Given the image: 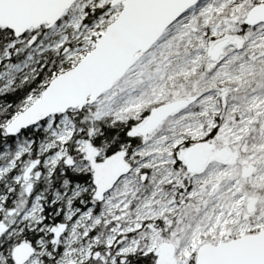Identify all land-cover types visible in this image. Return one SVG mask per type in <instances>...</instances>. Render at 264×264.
Returning a JSON list of instances; mask_svg holds the SVG:
<instances>
[{
  "label": "snow or ice",
  "instance_id": "snow-or-ice-1",
  "mask_svg": "<svg viewBox=\"0 0 264 264\" xmlns=\"http://www.w3.org/2000/svg\"><path fill=\"white\" fill-rule=\"evenodd\" d=\"M0 264H264V0H0Z\"/></svg>",
  "mask_w": 264,
  "mask_h": 264
}]
</instances>
